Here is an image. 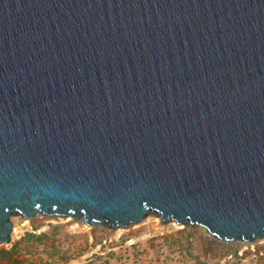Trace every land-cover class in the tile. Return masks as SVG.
<instances>
[{
  "label": "water",
  "instance_id": "95a60500",
  "mask_svg": "<svg viewBox=\"0 0 264 264\" xmlns=\"http://www.w3.org/2000/svg\"><path fill=\"white\" fill-rule=\"evenodd\" d=\"M147 214L264 238V0H0V244Z\"/></svg>",
  "mask_w": 264,
  "mask_h": 264
},
{
  "label": "rangeland",
  "instance_id": "374dc122",
  "mask_svg": "<svg viewBox=\"0 0 264 264\" xmlns=\"http://www.w3.org/2000/svg\"><path fill=\"white\" fill-rule=\"evenodd\" d=\"M157 218L147 214L101 232L89 225L86 232L64 217L10 215L12 231L9 242L0 244V264H264L262 237L223 242Z\"/></svg>",
  "mask_w": 264,
  "mask_h": 264
},
{
  "label": "bare ground",
  "instance_id": "6f19581e",
  "mask_svg": "<svg viewBox=\"0 0 264 264\" xmlns=\"http://www.w3.org/2000/svg\"><path fill=\"white\" fill-rule=\"evenodd\" d=\"M34 217V216H33ZM158 217V216H157ZM32 218V217H31ZM156 221H157V223H158V221L159 222H161V220L159 219V218H157L156 219ZM63 222H67V223H70V224H72L73 226H78L79 228H83L86 232H88V230H89V228H91V227H89V225H91V226H93V227H95V228H98V231L99 232H101L102 231V229H104V227H106V226H104L102 223L101 224H87V225H84L83 224V221L82 220H74L72 217L70 218V217H64V219H63ZM179 227H181V226H178L177 228H179ZM99 229H101V230H99ZM197 230H199L200 232H201V234H202V236L203 237H205V238H209V234L204 230V229H197ZM206 232V233H205ZM263 238V237H262ZM257 239V238H256ZM255 240V239H254ZM254 240H251V241H254ZM263 240H264V238H263ZM240 241H243V240H240ZM250 241V242H251ZM224 242V241H223ZM261 243H263V241L261 242ZM258 244H260V243H258Z\"/></svg>",
  "mask_w": 264,
  "mask_h": 264
}]
</instances>
